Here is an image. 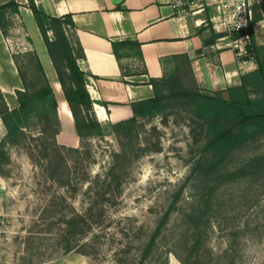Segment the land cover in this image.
<instances>
[{
    "label": "rangeland",
    "instance_id": "1",
    "mask_svg": "<svg viewBox=\"0 0 264 264\" xmlns=\"http://www.w3.org/2000/svg\"><path fill=\"white\" fill-rule=\"evenodd\" d=\"M29 28L44 48L38 30L30 23ZM253 32L257 45L264 42V27ZM217 41L238 46L239 54L240 48L248 50L250 38ZM205 53L207 59L212 56V51ZM35 54L21 56L32 90L46 84ZM246 57L248 51L238 55ZM173 70L186 89H221L208 88L192 61L175 74ZM43 72L52 86L44 67ZM56 116L58 108L55 114L50 100L38 101L13 121L14 142L8 145L9 160L2 163L6 184L0 201V264H139L161 217L187 182L147 264L165 259L182 264L173 252L190 264H264V134L235 150L213 180L199 186L190 180L196 159L216 126L232 122L210 126L194 102L169 100L140 119L142 126L130 136L116 134L109 125L78 148L57 142ZM237 169L245 175L220 179ZM212 182L218 184L208 190ZM200 201L205 217L196 229L187 216Z\"/></svg>",
    "mask_w": 264,
    "mask_h": 264
},
{
    "label": "crops",
    "instance_id": "2",
    "mask_svg": "<svg viewBox=\"0 0 264 264\" xmlns=\"http://www.w3.org/2000/svg\"><path fill=\"white\" fill-rule=\"evenodd\" d=\"M11 1L17 4L18 9L8 8L6 30L0 26V90L5 101L10 110L18 107L16 92L24 90L20 59L24 54L36 53L58 97L60 130L56 140L61 145L78 148L81 139L72 112L63 97L54 65L28 0H0V5ZM35 1L52 16L72 15L78 42L86 55L85 59L79 61V66L87 74V90L103 128L131 118L133 112L130 104L154 95L147 81L150 78H163L175 68L181 56H188L195 73L210 89L239 85L240 76L256 68L253 59L238 58L234 46H221L218 41L214 45L204 46V39L210 32L204 27L209 24H196V17L178 16L171 0ZM29 23L40 33L44 48L35 43ZM263 27L264 20L257 22L255 33ZM124 39L141 43L143 61L135 56L129 58L128 62L135 66L144 62L148 74L122 76L112 41ZM259 44L264 45V42ZM206 50L212 51L209 59L205 57ZM6 134V127L0 118V142ZM5 184L4 177L0 175V201L5 194Z\"/></svg>",
    "mask_w": 264,
    "mask_h": 264
},
{
    "label": "trees",
    "instance_id": "3",
    "mask_svg": "<svg viewBox=\"0 0 264 264\" xmlns=\"http://www.w3.org/2000/svg\"><path fill=\"white\" fill-rule=\"evenodd\" d=\"M28 3L57 72L62 86L63 97L70 107L75 128L82 144L87 136L91 135L94 131L102 130L103 126L95 115L93 100L87 90V74L79 66V61L85 59L86 55L83 47L78 42L76 25L71 14L52 16L40 5H37L35 0H28ZM8 8L18 9L14 1L0 5V26L4 31L7 27L6 11ZM261 20H264V0L254 6L253 22ZM204 29H209L210 31L207 38L204 39V46L214 45L222 36L221 33H217L211 29L210 25L204 27ZM248 33L250 38L247 50L249 57L246 58L253 59L256 68L242 74L239 85L228 86L225 89L215 90L212 93H203L197 89L190 90L182 87L179 84L178 76L173 75L171 70L163 78H150L147 81V84L152 86L154 95L147 99L132 102L130 106L133 116L127 120L109 124L112 130L116 134L124 132L130 136L129 134L136 127L142 126L139 124L140 119H147L154 115L169 100L182 99L198 104L200 115L210 126H214L223 120L225 122H232V124L227 126H216L217 131L215 135L205 142L190 176V180L198 181L199 186L201 183L212 181L214 175L220 172L235 150L243 148L249 140L256 139L264 134V45H257L252 27L249 28ZM112 47L119 61L123 77L148 74L144 62L142 64L139 63L137 66L131 65L129 62L127 64L123 63L124 58L128 61L129 58L135 56L142 60L141 43L138 40H114L112 41ZM198 52L200 53L201 50ZM35 57L39 70L44 77L43 81L46 84L35 90L29 88L22 71L20 59V75L24 83V90L16 92L19 102L18 107L10 110L0 90V118L7 130L6 137L0 142V175L2 177H5L2 163L9 160L7 147L9 143L14 142L15 124L17 123L13 121H19L22 114L27 112L38 101L50 100L53 112L57 114L58 97L56 90L47 81L46 75L43 72V65L37 54H35ZM190 62L188 56H181L173 70L175 71L174 74L184 63L190 64ZM225 92L227 96H225ZM252 95L255 98H252ZM47 119L50 121L49 116ZM59 130L60 121L58 122L55 137L59 133ZM250 164V162L246 163L245 167L249 168ZM243 170H233L222 175L220 179L222 180V177H224L225 179L234 180L245 175L243 174ZM212 184V186H207L208 190L215 188L218 182H212ZM187 185L188 182L184 183L176 192L169 208L161 217L146 243L139 264H147V261L153 256L155 248L158 247L159 239L166 229L176 206L181 201L182 194ZM205 191H207L206 188ZM187 217H191L194 220L196 229L200 227L202 219L205 217L204 212H202L201 201ZM81 220L84 221V219ZM171 251L173 252V250ZM173 253L176 256L178 255L177 257L182 264H190L188 259L181 257L177 252ZM192 253L193 251L191 252L190 250L189 255H192ZM161 264H168V261L165 259Z\"/></svg>",
    "mask_w": 264,
    "mask_h": 264
},
{
    "label": "built area",
    "instance_id": "4",
    "mask_svg": "<svg viewBox=\"0 0 264 264\" xmlns=\"http://www.w3.org/2000/svg\"><path fill=\"white\" fill-rule=\"evenodd\" d=\"M180 17H196V24H209L220 40L230 39L234 42L249 39L248 30L255 29L254 6L263 0H171ZM204 15V17H202ZM235 47H238L235 45ZM240 48L238 55L246 53Z\"/></svg>",
    "mask_w": 264,
    "mask_h": 264
},
{
    "label": "bare ground",
    "instance_id": "5",
    "mask_svg": "<svg viewBox=\"0 0 264 264\" xmlns=\"http://www.w3.org/2000/svg\"><path fill=\"white\" fill-rule=\"evenodd\" d=\"M64 106V105H63Z\"/></svg>",
    "mask_w": 264,
    "mask_h": 264
}]
</instances>
